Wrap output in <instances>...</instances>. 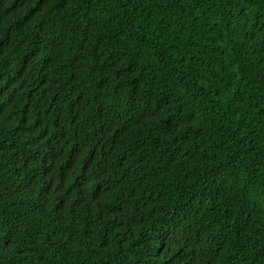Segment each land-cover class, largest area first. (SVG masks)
I'll list each match as a JSON object with an SVG mask.
<instances>
[{
    "label": "trees",
    "instance_id": "obj_1",
    "mask_svg": "<svg viewBox=\"0 0 264 264\" xmlns=\"http://www.w3.org/2000/svg\"><path fill=\"white\" fill-rule=\"evenodd\" d=\"M0 264H264V0H0Z\"/></svg>",
    "mask_w": 264,
    "mask_h": 264
}]
</instances>
